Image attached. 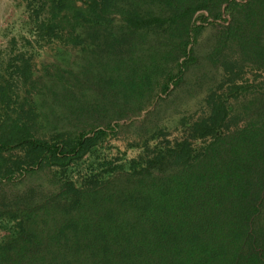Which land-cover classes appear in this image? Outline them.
I'll list each match as a JSON object with an SVG mask.
<instances>
[{"label": "trees", "instance_id": "trees-1", "mask_svg": "<svg viewBox=\"0 0 264 264\" xmlns=\"http://www.w3.org/2000/svg\"><path fill=\"white\" fill-rule=\"evenodd\" d=\"M27 2L54 60L0 65V264H264V82L239 84L264 74V0ZM194 77L179 138L150 122L136 158L101 156Z\"/></svg>", "mask_w": 264, "mask_h": 264}, {"label": "rangeland", "instance_id": "rangeland-1", "mask_svg": "<svg viewBox=\"0 0 264 264\" xmlns=\"http://www.w3.org/2000/svg\"><path fill=\"white\" fill-rule=\"evenodd\" d=\"M237 1L240 2L245 0ZM27 3V0H0V65L14 59L19 52L27 56L32 55L33 63L37 69H39L43 63H50L54 60L52 52L54 47L51 45L44 46L42 43L38 44L34 40V26L33 21L30 19L34 6H31L32 8L29 9ZM211 34L212 27L207 26L199 38V44L203 49V53L210 49L208 39ZM25 41H30L33 44V48L29 47ZM191 71L192 67L189 69L187 75L190 76ZM193 73L194 76L195 74H197V77L201 76V72H197L196 68H194ZM212 78H216L214 73L212 74ZM253 79V75L247 71L244 76V81L239 82V84L245 83L251 85L258 82H264V74L258 78L257 81H254ZM196 80L197 79L194 77V82L191 78L190 82L183 83L177 90L179 97L176 99L172 96L165 99V97L162 96V99H164L165 102L162 104L160 101H157V103H159L157 104V109L151 114V116H148L149 118H145L147 116L146 113L152 111L155 107L154 105L150 106L138 116L118 122L119 127H117V133L109 138L107 144L103 148V152H101V156L107 160H113L116 158L130 160L136 158L140 149L139 147H130V145H133L135 142L140 143L139 140L143 141L142 138L148 136L146 135L139 138V135H142L141 130H138L141 129V127H148L150 122L153 127L154 124L163 126L165 131L169 134V140L179 138L181 134L179 131L180 129L177 126V121L182 116L189 117L195 115L197 117L200 115L201 107L203 106L202 100L204 94L203 91L195 85ZM209 82L204 80V85H210ZM212 84L213 81H211V85ZM168 101L170 104L166 106ZM83 174V167L75 168L71 176L76 180ZM35 181L36 183L45 184L46 187L49 186L46 182V177L43 174L40 176V179L36 178ZM4 233L5 232L2 231L0 224V238Z\"/></svg>", "mask_w": 264, "mask_h": 264}]
</instances>
